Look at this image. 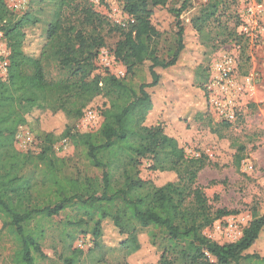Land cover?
<instances>
[{"label": "trees", "instance_id": "16d2710c", "mask_svg": "<svg viewBox=\"0 0 264 264\" xmlns=\"http://www.w3.org/2000/svg\"><path fill=\"white\" fill-rule=\"evenodd\" d=\"M51 1L56 11L36 58L25 52L24 45L40 17L32 11L16 13L0 0V33L9 51L7 77L0 76V236L6 233L16 243L13 264L46 260L43 244L52 220L68 210L72 215L61 224L59 234L64 264L82 262L83 250L71 252L81 235L92 236L95 248H100L105 220H111L125 237L123 261L115 264H128L141 251L145 229L153 230V241L155 231L163 235L162 264H264L263 256L251 252L264 217L254 216L236 243L219 245L204 236L206 228L233 212L212 214L197 184L206 159L188 156L178 135L160 120L149 119L158 105L150 92L160 84L157 69L174 67L184 50L180 18L190 0L179 8L175 0H119L134 23L119 29L121 40L113 54L129 76L144 69L147 81L138 87L108 72L96 74L99 52L106 45L102 34L106 21L99 13L90 5L81 6L84 0ZM72 7L83 15L81 27L65 21L64 14ZM162 10L176 18L178 27V47L168 60L159 56L157 48L168 33L158 15ZM217 11L216 4L203 11L195 21L198 32ZM52 64L63 71V77H50L47 68ZM94 109L103 118L98 131L80 132L70 125ZM32 122L44 130L40 150L22 152L16 137ZM67 140L87 150L90 164L103 171L101 179L61 175L66 159L54 148ZM144 160L151 161L149 170L157 180L173 174L175 179L163 185L143 180Z\"/></svg>", "mask_w": 264, "mask_h": 264}, {"label": "rangeland", "instance_id": "374dc122", "mask_svg": "<svg viewBox=\"0 0 264 264\" xmlns=\"http://www.w3.org/2000/svg\"><path fill=\"white\" fill-rule=\"evenodd\" d=\"M183 1L175 0V7L179 8ZM7 3L10 5V0ZM85 4L105 19L102 29L106 41L104 49L110 56L113 55L121 40L119 29L128 27L132 18L124 12L119 0L81 2V6ZM215 4L218 8L216 16L200 26L202 31L198 32L195 21L202 18L209 5ZM27 11L38 15L41 23L30 32L24 50L38 58L46 43V30L56 6L51 0H30ZM158 13L164 29L168 31L158 42V54L168 60L178 47L177 20L167 11ZM64 17L67 24L81 27L83 15L80 10L72 7ZM180 25L184 29V50L174 67L157 69L160 84L150 92L154 93L158 105L149 119L160 120L178 135L185 143L188 156H204L206 159V167L200 172L197 184L203 189L212 214L220 210L233 212L226 217H236L248 227L254 216L264 217V0H190L188 9L180 18ZM0 49H3L1 42ZM226 58L231 59L233 64L227 87L225 82L219 85L218 71ZM47 72L54 79L64 76L57 64L48 67ZM105 73L107 70L102 67L96 71V74ZM123 79L138 87L147 81V75L144 69L138 68L134 75L126 73ZM215 100L222 103L223 108L228 105L227 109L234 114L233 120L222 115L220 110L225 111V108L219 110ZM70 125L75 129L77 126L84 129L77 121H70ZM22 131L31 133L35 139V150L39 151L44 137L40 124L32 122ZM54 149L59 157L66 159V166L61 171L63 177L102 178L103 171L90 164L85 148L76 147L67 140L58 143ZM239 158L242 160L238 167ZM244 162L250 163L253 170L246 171ZM150 163V160L143 161V180L163 185L175 179L173 174V177L165 176L157 180L149 170ZM71 215V210H68L52 220L43 244L47 259L39 258L37 264H64L60 259L64 245L59 234L61 224ZM102 227L99 249L95 248L92 236L78 237H86L92 245L83 249L85 255L80 264L123 261L125 237L111 220L103 221ZM152 231H141V251L132 260L128 259V264H162L163 235L155 231L156 240L153 241ZM78 238L71 252L79 246ZM15 251L14 239L3 233L0 236V264H13ZM251 252L264 257V228ZM101 259L104 263H99Z\"/></svg>", "mask_w": 264, "mask_h": 264}, {"label": "built area", "instance_id": "2783aa9c", "mask_svg": "<svg viewBox=\"0 0 264 264\" xmlns=\"http://www.w3.org/2000/svg\"><path fill=\"white\" fill-rule=\"evenodd\" d=\"M30 0H10V5L8 3L9 8L16 12V13H25ZM12 4V5H11ZM131 22L134 23L133 19ZM0 42L3 45V49H0V76L6 79L8 71H7V56L9 55V51L7 48V44L3 39V35L0 33ZM97 66L102 67L103 69L107 70L108 73L116 76L119 79L125 77L127 70L125 66L120 63L113 55H109L106 49H101L97 58ZM219 85L225 82V86H229V77L233 72V64L231 59H225L224 62L219 67ZM220 108L224 109L225 111H221L222 115H224L228 120L234 119V114L232 111L227 109L228 105H223L222 103L215 100L214 103ZM78 124L82 126L81 129L78 126L76 130L80 132H95L98 131L103 123V118L101 113L97 110L88 111L82 118L77 120ZM23 127L21 128L20 133H18L16 140L17 149L22 152H33L37 153L38 151L35 150V139L29 132L22 131ZM82 130V131H81ZM244 168L246 171H252L253 166L248 163L244 162ZM246 229V225L243 223L242 220L236 217H223L217 221H215L211 226L204 230V236L207 237L209 240L219 244V245H226L238 242L242 237L244 230ZM79 239L78 249H85V247L92 246L89 240L86 239ZM90 239V238H89ZM88 244L85 246V244ZM209 256V255H208Z\"/></svg>", "mask_w": 264, "mask_h": 264}, {"label": "bare ground", "instance_id": "6f19581e", "mask_svg": "<svg viewBox=\"0 0 264 264\" xmlns=\"http://www.w3.org/2000/svg\"><path fill=\"white\" fill-rule=\"evenodd\" d=\"M7 1V0H6ZM8 4V3H7ZM99 68V67H98Z\"/></svg>", "mask_w": 264, "mask_h": 264}]
</instances>
